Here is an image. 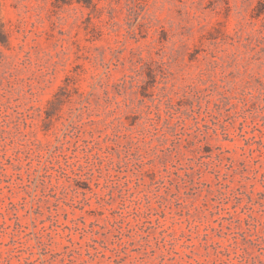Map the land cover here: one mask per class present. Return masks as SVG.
I'll list each match as a JSON object with an SVG mask.
<instances>
[{
	"label": "rangeland",
	"instance_id": "374dc122",
	"mask_svg": "<svg viewBox=\"0 0 264 264\" xmlns=\"http://www.w3.org/2000/svg\"><path fill=\"white\" fill-rule=\"evenodd\" d=\"M0 0V264H264V0Z\"/></svg>",
	"mask_w": 264,
	"mask_h": 264
},
{
	"label": "trees",
	"instance_id": "16d2710c",
	"mask_svg": "<svg viewBox=\"0 0 264 264\" xmlns=\"http://www.w3.org/2000/svg\"><path fill=\"white\" fill-rule=\"evenodd\" d=\"M105 10H107L109 13H111L114 10L113 0H111L107 6L104 5V6L99 7V6H96V4H94V12H96L98 16H101Z\"/></svg>",
	"mask_w": 264,
	"mask_h": 264
}]
</instances>
